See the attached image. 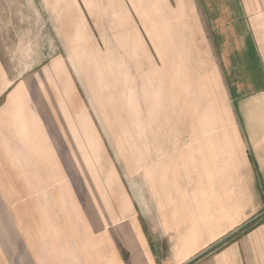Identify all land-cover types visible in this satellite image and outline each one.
<instances>
[{
    "label": "crops",
    "instance_id": "obj_1",
    "mask_svg": "<svg viewBox=\"0 0 264 264\" xmlns=\"http://www.w3.org/2000/svg\"><path fill=\"white\" fill-rule=\"evenodd\" d=\"M103 2L150 59L133 139L122 66V177L91 182L80 203L57 187L79 163L96 172L98 145L80 139L64 83L50 95L0 60V264H264V0ZM14 191L48 199L19 219Z\"/></svg>",
    "mask_w": 264,
    "mask_h": 264
},
{
    "label": "rangeland",
    "instance_id": "obj_2",
    "mask_svg": "<svg viewBox=\"0 0 264 264\" xmlns=\"http://www.w3.org/2000/svg\"><path fill=\"white\" fill-rule=\"evenodd\" d=\"M80 1L79 10L78 0H0V60L7 73L12 78L31 73L43 77L44 91L50 95L57 90L58 82L60 86L64 83L67 111L81 113L80 139L98 145L96 172L86 170L88 165L79 163L80 174L73 176L76 180L71 178L57 183V187L60 184L75 188L79 203L83 198L81 191L83 194L89 191L91 182L99 185L109 172L115 179H121L123 131L117 107L121 108L122 104L121 82L127 79L126 75L122 78V66L130 63L131 127L126 139H133L136 138L134 124L138 120L137 66L143 61V71L150 61L145 52L133 50L135 37L123 34L128 31V20L121 19L122 7L120 10L113 8L106 15L103 0ZM125 8L127 10V5ZM97 14L104 18L98 20ZM109 102L113 103L115 125L107 115ZM84 155L85 152L82 161ZM14 192L19 219L25 218L26 205L48 199L47 191ZM56 192L48 191V194ZM50 199L55 203V196Z\"/></svg>",
    "mask_w": 264,
    "mask_h": 264
},
{
    "label": "trees",
    "instance_id": "obj_3",
    "mask_svg": "<svg viewBox=\"0 0 264 264\" xmlns=\"http://www.w3.org/2000/svg\"><path fill=\"white\" fill-rule=\"evenodd\" d=\"M254 225V224H253Z\"/></svg>",
    "mask_w": 264,
    "mask_h": 264
}]
</instances>
